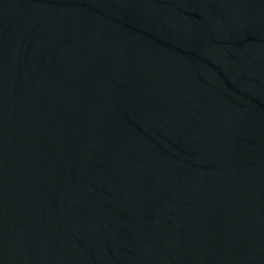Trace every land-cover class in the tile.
I'll use <instances>...</instances> for the list:
<instances>
[{
    "label": "water",
    "instance_id": "95a60500",
    "mask_svg": "<svg viewBox=\"0 0 264 264\" xmlns=\"http://www.w3.org/2000/svg\"><path fill=\"white\" fill-rule=\"evenodd\" d=\"M0 264H264V0H0Z\"/></svg>",
    "mask_w": 264,
    "mask_h": 264
}]
</instances>
